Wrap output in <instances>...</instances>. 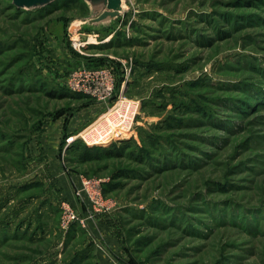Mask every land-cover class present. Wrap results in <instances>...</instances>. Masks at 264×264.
<instances>
[{"label": "rangeland", "instance_id": "374dc122", "mask_svg": "<svg viewBox=\"0 0 264 264\" xmlns=\"http://www.w3.org/2000/svg\"><path fill=\"white\" fill-rule=\"evenodd\" d=\"M124 5L74 31L83 0H0V264H264V0ZM81 66L113 70L106 101L66 88ZM120 97L131 135L86 143ZM83 176L111 207L87 217Z\"/></svg>", "mask_w": 264, "mask_h": 264}, {"label": "built area", "instance_id": "2783aa9c", "mask_svg": "<svg viewBox=\"0 0 264 264\" xmlns=\"http://www.w3.org/2000/svg\"><path fill=\"white\" fill-rule=\"evenodd\" d=\"M65 86L71 91L89 95L98 101H106L113 92L115 86V74L111 68L106 66H81L74 68L69 72ZM137 106V102L120 97L113 107L109 108L104 115H101L99 119L92 122L83 131L84 133L81 137L85 139L86 143H88V140L84 135L95 133V128L100 126L101 123H103L105 134L114 132V135L110 137V140L125 137V135H122V132H126V136H129V134L131 135L133 132V117ZM131 110H133V117L129 118L127 113H130ZM108 118L113 121L121 119L122 126L118 129H113L111 122L107 121L109 120ZM75 195L87 204L89 208L87 217H91L92 212L102 211L111 207L113 204L110 199L102 196L101 182L97 178L81 177L80 181L76 183ZM61 204L63 207V222L67 225L69 221L76 217V214L70 204L65 201Z\"/></svg>", "mask_w": 264, "mask_h": 264}, {"label": "water", "instance_id": "95a60500", "mask_svg": "<svg viewBox=\"0 0 264 264\" xmlns=\"http://www.w3.org/2000/svg\"><path fill=\"white\" fill-rule=\"evenodd\" d=\"M57 0H11L12 5L24 10L45 7ZM87 5L88 14L74 19L72 28L98 30L107 23L114 22L124 9V0H83Z\"/></svg>", "mask_w": 264, "mask_h": 264}, {"label": "trees", "instance_id": "16d2710c", "mask_svg": "<svg viewBox=\"0 0 264 264\" xmlns=\"http://www.w3.org/2000/svg\"><path fill=\"white\" fill-rule=\"evenodd\" d=\"M84 2V1H83ZM12 4V3H11ZM12 6H14V5H12ZM15 7V6H14ZM46 7V6H45ZM86 7H87V5H86ZM16 8V10L17 11H26V10H24V9H21V8H17V7H15ZM42 8H44V7H42ZM42 8H37V9H42Z\"/></svg>", "mask_w": 264, "mask_h": 264}, {"label": "crops", "instance_id": "0c3cea01", "mask_svg": "<svg viewBox=\"0 0 264 264\" xmlns=\"http://www.w3.org/2000/svg\"><path fill=\"white\" fill-rule=\"evenodd\" d=\"M74 182H76V181H74ZM71 193V192H70ZM69 194V193H68ZM70 196V198H71V200L73 201V197H72V193H71V195H69Z\"/></svg>", "mask_w": 264, "mask_h": 264}]
</instances>
